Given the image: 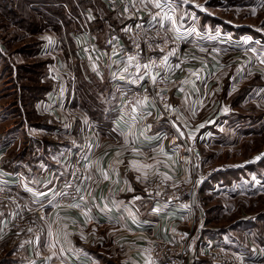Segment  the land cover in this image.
Instances as JSON below:
<instances>
[{
  "label": "crops",
  "instance_id": "0c3cea01",
  "mask_svg": "<svg viewBox=\"0 0 264 264\" xmlns=\"http://www.w3.org/2000/svg\"><path fill=\"white\" fill-rule=\"evenodd\" d=\"M12 1L6 0L5 9L12 8ZM49 4L53 10L58 2ZM14 5L19 7V0ZM8 19L12 30H27L24 21ZM189 26L167 24L179 51L175 73L187 80L172 89L175 129L152 106L143 121L119 120L117 107L130 78L115 77L114 62L93 71L98 81L85 82L79 98L75 84L60 79L59 73L67 74L60 65L41 68L37 82L22 88L30 94L24 104L16 87L12 102L4 103L11 95L0 92V184L28 207L49 200L67 175L79 141L80 124L73 115L81 118L92 141L83 201L73 208H46L38 238L22 232L3 236L5 208L0 207V264H154L142 252L144 245L179 240L188 231L185 206L159 200L146 180L185 181L189 166L183 143L196 148L197 140L211 135L210 107L203 105L206 93L213 91V72L193 51L216 48L213 37L198 36ZM34 37L41 45V36ZM7 40L9 36L0 44V58L11 55ZM185 52L193 57L187 60ZM11 68H15L11 63L0 68V74Z\"/></svg>",
  "mask_w": 264,
  "mask_h": 264
},
{
  "label": "rangeland",
  "instance_id": "374dc122",
  "mask_svg": "<svg viewBox=\"0 0 264 264\" xmlns=\"http://www.w3.org/2000/svg\"><path fill=\"white\" fill-rule=\"evenodd\" d=\"M14 1L10 4L12 8L5 9L6 0H0V44L9 36L4 43L11 52L9 59L0 58V68L10 63L15 67L0 74V92L5 97L11 95L4 103L17 97L14 87L21 94V102L28 101L30 94H24L22 88L37 82L40 69L51 65H60L67 72L59 73L60 79L75 84V98L81 97L84 91L81 86L87 81L95 84L98 77L93 71L101 67L86 52L85 37L74 18L79 16V10L86 13L90 38L103 52L109 50L115 39L123 40L124 15L112 0H35L33 4L19 0V7ZM40 1L42 4H38ZM56 1L57 7L52 10L49 3ZM160 1L174 5L176 23L195 26L198 36L197 30L211 34L216 48L192 50L195 56L200 54L213 72L210 73L213 91L206 93L203 105L204 109L210 107L211 118L207 123L210 121L208 128L212 136L196 142L201 159L199 176H204L196 188L198 206L205 218L203 232L218 236L250 264H264V0ZM157 2L141 0L149 17H163L167 29V24L175 22L170 16L167 19L169 14L164 5L155 6ZM8 18L24 21L26 33L12 30L7 25L9 21L5 22ZM34 34L41 36V45ZM37 50L41 54L34 57ZM185 53L187 60L193 57ZM174 55L178 60L179 51L175 49ZM213 67L220 70L213 71ZM126 75L130 78L127 86L130 88L136 77L131 73ZM115 77L122 79L124 75ZM184 82L187 83L185 78ZM73 116L79 121L81 131L79 117ZM187 230L193 233L190 223ZM1 231L3 236L9 235L2 227ZM198 258L204 261L202 264H212L206 256ZM199 260L194 264H201Z\"/></svg>",
  "mask_w": 264,
  "mask_h": 264
},
{
  "label": "built area",
  "instance_id": "2783aa9c",
  "mask_svg": "<svg viewBox=\"0 0 264 264\" xmlns=\"http://www.w3.org/2000/svg\"><path fill=\"white\" fill-rule=\"evenodd\" d=\"M75 1V0H74ZM169 16L176 23V9L172 3H163ZM124 15L123 40L115 39L105 55L90 38L89 19L79 10L74 20L85 37V50L89 57L103 68L114 62L116 75L131 73L135 75L134 84L121 96L117 110L121 122L143 121L149 108L155 107L160 118L175 129L174 104L172 101L173 84H181L184 78L176 75L179 62L174 55V39L163 24V17L150 18L141 0H112ZM162 19V20H161ZM195 29L193 25L187 29ZM200 36H211L208 32L197 30ZM213 35V34H212ZM81 122L80 140L73 154L67 175L59 183L51 198L43 204L30 208L6 185L0 184V207L5 208L1 220L6 234L28 233L34 238L41 234L40 220L46 208H73L83 201L86 194V172L88 168L91 142ZM132 148V144L127 145ZM183 151L188 158L189 178L183 183L173 180L149 178L147 186L152 194L169 206L184 205L189 214L193 229L180 236L177 242L151 241L144 247V255L154 264H194L198 256L207 257L212 264H250L238 252L221 241L218 236L202 229L205 220L198 206L196 188L203 177L199 176L201 159L193 145L183 143ZM53 201V202H52ZM52 202V203H51ZM200 261V260H199Z\"/></svg>",
  "mask_w": 264,
  "mask_h": 264
},
{
  "label": "snow or ice",
  "instance_id": "6c2138e0",
  "mask_svg": "<svg viewBox=\"0 0 264 264\" xmlns=\"http://www.w3.org/2000/svg\"><path fill=\"white\" fill-rule=\"evenodd\" d=\"M157 8L161 7V4L159 2L156 3L155 5Z\"/></svg>",
  "mask_w": 264,
  "mask_h": 264
},
{
  "label": "trees",
  "instance_id": "16d2710c",
  "mask_svg": "<svg viewBox=\"0 0 264 264\" xmlns=\"http://www.w3.org/2000/svg\"><path fill=\"white\" fill-rule=\"evenodd\" d=\"M202 263H204V261H202Z\"/></svg>",
  "mask_w": 264,
  "mask_h": 264
},
{
  "label": "bare ground",
  "instance_id": "6f19581e",
  "mask_svg": "<svg viewBox=\"0 0 264 264\" xmlns=\"http://www.w3.org/2000/svg\"><path fill=\"white\" fill-rule=\"evenodd\" d=\"M258 158V157H257Z\"/></svg>",
  "mask_w": 264,
  "mask_h": 264
}]
</instances>
